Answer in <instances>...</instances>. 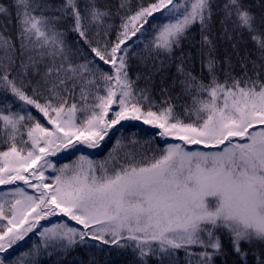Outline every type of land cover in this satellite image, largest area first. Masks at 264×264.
Masks as SVG:
<instances>
[{
  "label": "snow or ice",
  "instance_id": "1",
  "mask_svg": "<svg viewBox=\"0 0 264 264\" xmlns=\"http://www.w3.org/2000/svg\"><path fill=\"white\" fill-rule=\"evenodd\" d=\"M0 145V264H264V0H0Z\"/></svg>",
  "mask_w": 264,
  "mask_h": 264
},
{
  "label": "trees",
  "instance_id": "2",
  "mask_svg": "<svg viewBox=\"0 0 264 264\" xmlns=\"http://www.w3.org/2000/svg\"><path fill=\"white\" fill-rule=\"evenodd\" d=\"M133 2L135 3L136 0H133ZM220 2H222V0H220ZM247 2L249 4L258 5V0H247ZM255 10H258V7ZM128 43H131V41H129ZM248 47H252V44L250 41L248 42ZM221 51L223 52V48L221 49ZM133 64L134 66H133L132 71L130 72V75H132L134 79L135 72H136L135 62H133ZM197 71H199V65H197ZM156 131H157L156 129H152L148 125H143L141 122H124V128L120 132H116L111 140H106L103 143L102 148L87 149L84 146H79L81 150L80 152H77L75 149H68V150L58 152L55 156L49 157V159L54 162L57 168L61 167L64 164H71L74 160L78 158L81 152L84 155L89 156L90 159H93L96 161L103 160L108 155V152L111 150L113 144L115 143V140L119 138L121 135H123L126 139H132L133 137H136L137 139L144 141L145 139H152V134ZM156 145L163 147V141L159 140L158 137L155 139L153 146L155 147ZM191 147H195V146H191ZM6 148H7V145H0V150H5ZM50 174H54V173H51V170L49 171V173H46V175H50ZM28 191L31 193L32 190L29 189ZM50 219L53 222H62V221H66L67 218L52 217ZM67 222L74 227H77V228L80 227L79 225H75L74 221H67ZM41 224H44L45 226H49L47 221H41ZM38 239H39L38 236L32 235L31 240H28L27 243L20 242L19 247L22 250H27V247L30 246L31 241L38 240ZM133 258L134 257L132 256L131 252H128L125 254L124 257H121L120 259L122 261V264H131V261L133 260Z\"/></svg>",
  "mask_w": 264,
  "mask_h": 264
}]
</instances>
